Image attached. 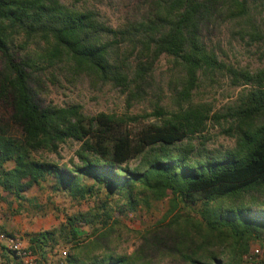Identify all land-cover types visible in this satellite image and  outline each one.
I'll return each instance as SVG.
<instances>
[{"label": "trees", "instance_id": "16d2710c", "mask_svg": "<svg viewBox=\"0 0 264 264\" xmlns=\"http://www.w3.org/2000/svg\"><path fill=\"white\" fill-rule=\"evenodd\" d=\"M257 1L161 0L145 21L115 28L96 7L0 0V100L12 109L22 131L14 136L0 124V203L15 201L22 210L46 215L54 196L41 203L26 194L34 186L51 187L78 203L105 189L107 199L67 216L60 229L65 240L74 241V250L85 249L80 251L85 260L70 252V264H153L142 250L91 260V246L78 237L81 223L106 235L120 221L115 213L128 216L141 204L151 208L154 201L166 202L167 209L147 230L146 249L177 264H247L254 243L264 247V68L252 74L228 67L206 45L202 25L219 14L253 18ZM250 25L258 30L255 20ZM121 44L130 46L133 60L116 55ZM16 45L25 50L22 57L13 50ZM163 54L178 71L175 94L181 107L168 111L158 105V122L138 129L127 128L124 116H88L78 101L42 106L31 84L37 71L67 64L74 74L122 87L131 104L154 89L155 64ZM227 67L255 83L226 112L232 119L227 132L236 144L215 156L194 155L193 145L183 142L203 131L211 117L203 106L184 104L191 102L202 74ZM127 118L140 121L138 115ZM70 139L81 142L78 161L62 165L37 157L42 151L59 154ZM116 195L114 208L109 198ZM58 237L56 230H44L29 234V241L41 247L57 243Z\"/></svg>", "mask_w": 264, "mask_h": 264}, {"label": "rangeland", "instance_id": "374dc122", "mask_svg": "<svg viewBox=\"0 0 264 264\" xmlns=\"http://www.w3.org/2000/svg\"><path fill=\"white\" fill-rule=\"evenodd\" d=\"M66 4H78L81 6L96 7L109 25L115 28L127 24L145 21L157 9L161 0H62ZM253 18L231 19L224 15H212L202 25V36L207 46L213 47L220 60L228 67H233L240 72L255 74L264 68V0H258L253 5ZM255 20L258 30H254L250 23ZM19 38L18 44L21 43ZM16 55L22 57L24 49L21 45L14 47ZM119 58L127 59L131 55L129 45L121 44L115 50ZM170 56L163 54L155 64L154 89L142 100H134L129 104L127 92L122 87L112 82H102L92 79L88 75L74 74L67 64L48 66L41 72H36V78L31 81L35 98L42 105L57 103L68 105L78 101L84 106L88 116H95L101 112L124 116L127 128L138 129L145 123L158 122L154 114L158 105L164 106L168 111H176L179 105L176 96V79L178 71L172 64ZM2 57L0 54V65ZM223 68L214 74H202L198 86L193 90L190 103L205 107L211 119L206 121L203 131L186 138L183 144H191L194 147V155L215 156L218 153L230 150L236 144V139L227 131L232 124V119L226 115L230 107L238 104L241 96L247 89L254 87V82L245 80L238 74ZM183 105V107H184ZM224 114L215 117V114ZM138 115L140 121H130L127 116ZM0 124L7 133L14 136H22V131L12 118V109L0 100ZM81 142L70 139L64 143L59 154L42 151L37 157L55 160L61 163H69L72 159L78 161L76 152ZM134 163V162H133ZM28 196H37L41 203H45L47 195L53 194L55 205L46 215L32 214L22 210L14 201L12 204L0 203V226L9 233H19L26 239L29 234H36L44 230H56L58 241L52 243L53 247L66 248L68 254H77L81 260H85L80 248L74 250L73 240H65L60 234L62 225L66 223L67 216L78 212H86L101 200L107 199L105 189L101 190L96 198H90L82 202H74L69 196L62 193H53L51 187L45 190L34 186L27 193ZM118 196L109 198V205L115 208ZM151 208L140 205L138 210L128 216L115 213L120 220L109 234L101 235L93 233V227L81 223L82 234L78 237L79 242L88 248L90 258H103L106 255H128L137 250H142L144 256L153 261V264H177L170 259L164 258L152 248L146 249L147 230L153 228L157 219L161 218L167 209L166 202H151ZM56 206V209L54 208ZM20 210V211H19ZM99 227V225H97ZM5 231V232H6ZM253 246L264 247L259 242ZM88 254V253H86ZM3 257L0 248V258ZM88 262V261H86Z\"/></svg>", "mask_w": 264, "mask_h": 264}, {"label": "built area", "instance_id": "2783aa9c", "mask_svg": "<svg viewBox=\"0 0 264 264\" xmlns=\"http://www.w3.org/2000/svg\"><path fill=\"white\" fill-rule=\"evenodd\" d=\"M0 248L3 254L0 264H70L66 248L53 247L50 243L33 247L19 233L0 232ZM245 260L247 264H264V250L254 246Z\"/></svg>", "mask_w": 264, "mask_h": 264}]
</instances>
